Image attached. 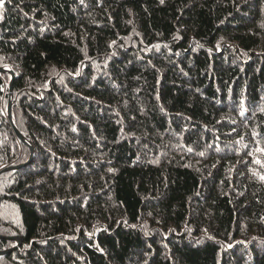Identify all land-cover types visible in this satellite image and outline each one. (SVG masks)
Returning <instances> with one entry per match:
<instances>
[{
    "label": "trees",
    "instance_id": "trees-1",
    "mask_svg": "<svg viewBox=\"0 0 264 264\" xmlns=\"http://www.w3.org/2000/svg\"><path fill=\"white\" fill-rule=\"evenodd\" d=\"M0 14V264H264V0Z\"/></svg>",
    "mask_w": 264,
    "mask_h": 264
},
{
    "label": "snow or ice",
    "instance_id": "snow-or-ice-1",
    "mask_svg": "<svg viewBox=\"0 0 264 264\" xmlns=\"http://www.w3.org/2000/svg\"><path fill=\"white\" fill-rule=\"evenodd\" d=\"M7 2L8 3H10L11 2V0H7ZM80 2L83 4V2H84V0H80ZM159 3L161 4V5H163L164 3H165V0H159ZM4 5H5V0H0V8H3L4 7ZM25 15H27V14H25ZM0 19H2V14H0ZM261 27H264V24H262L261 25ZM66 35H67V33H66ZM179 37H174V39H178ZM0 39H3V37H0ZM113 44H115V41H113ZM111 46V45H110ZM197 46L198 47H202V45H199V44H197ZM154 47V50L155 51H157V52H159L160 51V46L159 45H155V46H153ZM164 47L165 48H168V45H164ZM219 47H220V45L219 44H217V48L219 49ZM147 50V49H146ZM176 55H179V53H176ZM245 55H246V53H245ZM139 59H143V57H138ZM3 57H0V61H3ZM148 64L149 65H151V60H148ZM152 67H155V65H152ZM0 68H3L5 71H4V73H2V74H0V77H2V78H7V72H9V71H13V69H11L10 68V66L7 64V63H0ZM75 75H80V70H77L75 73H74ZM69 75H72L71 73L69 74ZM185 75H187V73H185ZM137 79H139V77H137ZM4 90V85H0V91H3ZM197 91H199L198 89H197ZM157 100H159V96L157 95ZM160 110H161V112H164L165 111V109H164V107L161 105L160 106ZM260 111L261 112H264V108H261L260 109ZM240 115H244V111H243V107L241 108V112H240ZM132 119H135V117H132ZM72 131H76V128L75 127H73L72 128ZM209 147H211V145H209ZM189 152H192L193 151V149L191 148V147H189L188 149H187ZM261 151L262 152H264V149H261ZM204 152H200L199 153V155L200 156H204ZM256 163H258V164H261L262 162L261 161H256ZM108 171L109 172H115V169H113V168H109L108 169ZM253 175L254 176H258L259 177V179L261 180V181H264V175H260L259 173H256V172H253ZM149 215H150V213H149ZM125 223H127L126 221H125ZM133 227H135V225H133ZM76 231L77 232H79L80 231V229L79 228H77L76 229ZM105 231H106V229H105ZM87 234V236L89 237V240H91L92 239V237H93V235H94V233H92V232H88V233H86ZM13 235H15V233H13ZM145 235H148V232H145ZM75 237H65L64 239L65 240H67V239H74ZM209 239H212V237H208ZM253 239H255V238H253ZM46 241H39V243H45ZM61 243H63V241H61ZM241 243H243V242H241ZM90 247H94L97 251H99L100 253H104L105 252V250L103 249V248H101L100 247V244L99 243H93V244H90L89 245ZM11 247H16V245L15 244H12L11 245ZM24 247L25 248H30L31 247V245L29 244V245H24ZM166 247V246H165ZM231 247H233V245H231V244H229L228 245V248H231ZM69 251H71V249H69ZM74 256L76 255L75 253H72ZM3 258L2 257H0V260H2ZM12 259L13 260H16L17 259V257H15V256H13L12 257ZM41 259H43V257H41ZM77 259H83L82 257H77ZM20 264H23V261H21L20 262ZM145 264H147V262H145Z\"/></svg>",
    "mask_w": 264,
    "mask_h": 264
},
{
    "label": "water",
    "instance_id": "water-1",
    "mask_svg": "<svg viewBox=\"0 0 264 264\" xmlns=\"http://www.w3.org/2000/svg\"><path fill=\"white\" fill-rule=\"evenodd\" d=\"M0 71H1V70H0ZM8 120H9V122H10V124H11V126H12V128H13L15 134H16V136H17L19 139L23 140V138L21 137V135L18 133V131L15 129V127H14L13 124H12V119H11V104H10V103H9V105H8ZM7 170H8V168H6V169H4V170H1L0 173H3V172H5V171H7ZM19 245H20V242L17 244L16 247H18ZM8 252H9V251L1 252L0 255H4V254H6V253H8Z\"/></svg>",
    "mask_w": 264,
    "mask_h": 264
}]
</instances>
